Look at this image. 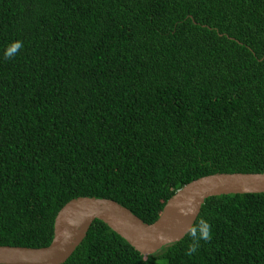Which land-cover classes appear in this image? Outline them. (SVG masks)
I'll list each match as a JSON object with an SVG mask.
<instances>
[{
  "label": "trees",
  "instance_id": "trees-1",
  "mask_svg": "<svg viewBox=\"0 0 264 264\" xmlns=\"http://www.w3.org/2000/svg\"><path fill=\"white\" fill-rule=\"evenodd\" d=\"M222 172H264V0H0V245H50L80 196L152 223ZM63 264H264V192L148 256L96 219Z\"/></svg>",
  "mask_w": 264,
  "mask_h": 264
},
{
  "label": "water",
  "instance_id": "water-1",
  "mask_svg": "<svg viewBox=\"0 0 264 264\" xmlns=\"http://www.w3.org/2000/svg\"><path fill=\"white\" fill-rule=\"evenodd\" d=\"M264 192V172H222L195 179L165 204L159 218L148 223L110 198L80 196L57 213L54 238L45 247L0 245V264H63L100 219L142 254L156 253L180 241L191 230L206 198L222 194Z\"/></svg>",
  "mask_w": 264,
  "mask_h": 264
},
{
  "label": "clouds",
  "instance_id": "clouds-1",
  "mask_svg": "<svg viewBox=\"0 0 264 264\" xmlns=\"http://www.w3.org/2000/svg\"><path fill=\"white\" fill-rule=\"evenodd\" d=\"M24 47L22 40L11 41L9 46L5 49V58L11 59L16 53ZM192 243L189 245L188 250L195 252L199 247L200 240H208L211 237V225L206 220L198 222L196 228L190 232Z\"/></svg>",
  "mask_w": 264,
  "mask_h": 264
}]
</instances>
